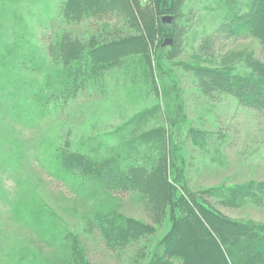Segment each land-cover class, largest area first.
Here are the masks:
<instances>
[{
  "label": "rangeland",
  "instance_id": "rangeland-1",
  "mask_svg": "<svg viewBox=\"0 0 264 264\" xmlns=\"http://www.w3.org/2000/svg\"><path fill=\"white\" fill-rule=\"evenodd\" d=\"M137 1L143 27L134 9L133 18L109 12L66 23L58 16L59 0H0V99L14 97L19 107L16 116H10L0 105V155L12 146L24 150L20 162L14 160L0 175V264H65L72 234L89 264H224L218 251L196 242L197 237H208L202 232L206 216L211 225L218 223L214 215L228 227L264 225V203L248 200L236 207L221 202L226 189L264 183V111L241 105L227 93L206 95L200 82L205 74L196 71L233 67L251 72L246 57L264 61L257 40L227 33L237 20L223 24L230 10L247 0H186L174 21L171 45L163 43L168 36L158 28L153 0ZM188 7L194 12L190 17ZM64 36L92 44L130 37L144 43L138 53L123 58L124 67L103 73L63 105L51 99L47 114L37 118L24 108V101L41 95L38 87L56 65L49 61L47 47ZM14 44H23L29 59L16 70L14 54L8 53ZM11 69L15 75L8 78ZM8 79L16 82L17 91ZM170 102L174 108L169 111ZM8 103L15 105L13 100ZM171 111H177V118ZM156 130L162 131L160 136ZM64 141L70 150L98 160L118 154L126 161L136 159L137 165L142 154L150 164L162 159L168 179L186 187L188 195L181 197L194 210L174 203L166 187L155 207L136 192L114 195L95 184L74 188L71 179L55 170L54 150L64 149ZM109 211L154 231L120 254L110 253L90 222Z\"/></svg>",
  "mask_w": 264,
  "mask_h": 264
},
{
  "label": "trees",
  "instance_id": "trees-1",
  "mask_svg": "<svg viewBox=\"0 0 264 264\" xmlns=\"http://www.w3.org/2000/svg\"><path fill=\"white\" fill-rule=\"evenodd\" d=\"M255 1L256 3H254ZM153 2L154 11L159 17L158 28L168 36V39L171 37L174 21L182 13L186 0H153ZM253 4L255 5L253 6ZM137 5V0H59L57 9L59 18L66 23H79L96 15L101 17L109 12L113 14L126 12L127 16L132 17L133 9L137 13L136 15L140 16L141 21V16L143 18L144 14L142 8ZM192 10L191 7H188L189 17L194 13ZM238 11L241 15L237 17L235 12ZM230 13L223 24L228 25L235 20L238 23L235 24L234 30L227 32L229 36L238 37L239 39L253 38L257 40L260 46L259 50L264 52V0H247L246 4L240 3L238 6L233 7ZM164 16L173 17L171 26H164L160 23V18ZM133 20L135 27L139 28L138 19L134 17ZM251 23H254V27ZM141 25L142 27L144 25L142 21ZM140 31H142L141 26ZM212 34L214 33L212 32ZM202 40V42H205L206 39ZM130 42L132 44L128 46L127 44ZM141 43H144V41L136 37H130L126 41L116 40L92 44L91 42L82 41V39L64 36L61 41L54 42L47 47L49 61L56 65L53 66L52 72L48 71L47 81L42 87H38L41 95L33 93V98L28 101H24L27 99V97H24L23 101L26 106L22 107L32 111L33 116L37 118L45 116L47 113H44V111H46L51 99L53 104L60 101L62 105L72 100L78 93L86 91L95 82H98L103 73L124 67L123 58L131 53H138ZM8 53L14 54L16 61L14 70L19 67V63L22 64L29 60L27 50L23 48V44H14L12 48L8 49ZM246 62L253 71L242 72L233 67L223 68L222 71L199 69L196 71L199 74H205L201 77L200 82L203 88L207 89L206 95L213 91L227 93L238 98L241 105L257 107L264 111V61L250 56L246 57ZM0 63H4L2 58ZM7 74L8 78H11L15 75V72L11 69L7 71ZM13 80L8 79L6 83H11ZM13 83V89L17 91L19 87L17 89L16 82L13 81ZM23 84L20 82V85ZM10 91L6 90L5 94L8 95ZM13 98L6 96L0 99V105L3 106L2 111L4 109L5 111H11L10 116L18 112L19 109V107L16 108V100ZM55 99H58V101H55ZM12 100L15 104L14 107H11L8 103ZM173 103L176 104V101ZM174 104L170 102L168 105L169 111L171 107L174 108ZM176 112L171 111V116L177 118ZM28 119H30V116ZM161 133V130L155 131V134L159 136ZM69 146L71 144L64 141L62 145L64 149L56 147L53 155H55L57 174L71 179L74 188L80 190L90 184H95V188L98 185L103 186L104 190L110 191L114 195H127L136 192L144 202L148 201V206L150 204L155 207L157 200L160 199V190L166 187L170 191L169 194L176 198L174 203L185 205L191 212L194 210L181 197V195H188V190L183 185L177 187L168 179V168L161 161L162 159L158 158L154 164H150L148 156L142 154L139 156L142 163L137 165L136 159L126 161L123 158L124 156L118 154L115 157L98 160V158L90 156L79 149L70 150ZM21 150L20 147L16 146L6 150L3 149L0 155V175L6 170L8 164L20 159L19 156L24 151ZM17 162H20V160ZM176 170L178 171V168ZM2 183L0 180V190ZM225 191H228V193L222 196L221 202L227 206L237 207L248 200L264 203V183L256 186L248 184L243 187L226 189ZM191 200L193 201V199ZM197 209L205 214L204 208L197 207ZM194 216L195 220L202 221V219L198 220L196 215ZM213 218L218 222L216 225H211L212 222L208 219V216L205 217L204 222L207 223V226L202 232L208 237L204 241L202 238L197 237L196 242L202 241V243L212 247L214 251H218L223 257L224 264H264V225L246 224L244 227H240L230 223L231 227H228V223H223L217 215H214ZM90 222L94 230L98 232L103 247L109 250L110 253L115 252L116 254L127 250L128 247L145 239L146 236H150L154 231L149 225H145L140 221L125 219L115 211L96 214ZM219 229L224 232L219 234V231H217ZM211 232L215 235H211ZM69 237L71 240L68 245L70 254L65 264H89L79 239L74 234L69 235ZM179 239L180 237L177 238V240ZM217 257H219L218 253L215 258Z\"/></svg>",
  "mask_w": 264,
  "mask_h": 264
},
{
  "label": "water",
  "instance_id": "water-1",
  "mask_svg": "<svg viewBox=\"0 0 264 264\" xmlns=\"http://www.w3.org/2000/svg\"><path fill=\"white\" fill-rule=\"evenodd\" d=\"M160 23L164 26H171L173 23V17L170 16H164L160 18ZM172 40L171 39H166L164 41V45H171Z\"/></svg>",
  "mask_w": 264,
  "mask_h": 264
}]
</instances>
